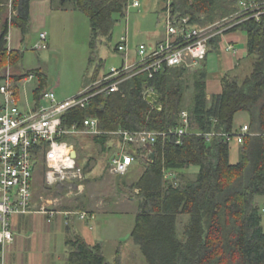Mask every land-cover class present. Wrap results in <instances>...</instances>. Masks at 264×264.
Returning <instances> with one entry per match:
<instances>
[{
    "label": "trees",
    "instance_id": "1",
    "mask_svg": "<svg viewBox=\"0 0 264 264\" xmlns=\"http://www.w3.org/2000/svg\"><path fill=\"white\" fill-rule=\"evenodd\" d=\"M244 3L253 5V9L245 10ZM69 5L90 21L87 72L93 70V74L86 85L89 86L105 73L99 45L103 40L112 41L114 28L126 19L131 0H60L58 9L66 10ZM172 8L173 13L189 17L191 24L199 28L239 16V23L226 35L247 33L248 57L253 61L251 74L243 80L224 75L222 92L209 98L208 57L193 70L169 68L152 78L141 73L121 83L117 92L96 94L85 107L68 109L62 115V127L65 131L73 127L81 130L85 120L98 119L102 133L90 137L111 159L123 142L115 134L119 131L166 134L150 147L128 146L135 162L143 167L138 179L127 185L131 200L138 201L131 239L147 264H264V228L258 203L264 197V0H172ZM258 13L261 14L256 18ZM11 28L21 30L24 43L30 32V0H0V80L23 59V51L9 48ZM221 40L217 36L210 41L208 56L221 55ZM115 50L119 53L117 45ZM30 74L39 81L34 91V105L39 108L48 91L46 77L39 70L10 76L18 97L17 83ZM190 88L192 104L185 107ZM149 92L161 96V109L147 102ZM241 112L249 115L250 125L239 161L231 164L234 120ZM183 113L188 114L187 126ZM182 128L187 130L185 135L174 134ZM78 136L63 135L59 140L72 142ZM74 147L80 153L78 142ZM150 150L156 154L154 162L147 160ZM37 162V167H44L38 154ZM78 164L87 180L93 170L90 160L84 164L78 160ZM193 167L199 172L190 177L187 172ZM181 216H189L184 239L178 234ZM66 245L67 264H111L101 243L93 246L75 234ZM113 264L121 262L116 259Z\"/></svg>",
    "mask_w": 264,
    "mask_h": 264
},
{
    "label": "rangeland",
    "instance_id": "2",
    "mask_svg": "<svg viewBox=\"0 0 264 264\" xmlns=\"http://www.w3.org/2000/svg\"><path fill=\"white\" fill-rule=\"evenodd\" d=\"M164 8L165 0H142L140 8H129L126 19L115 26L112 41L103 40L99 45V56L106 63L105 70L122 65V55L117 53L115 48L126 32L129 35L132 54L139 45H151L162 39ZM51 22L52 28L46 30L49 37L45 42L40 43L38 33L30 28L19 49L23 51V59L10 73L24 74L39 70L46 77L45 89L53 90L57 102H61L63 98L77 95L90 82L93 70L87 71L91 26L88 17L71 6L68 12H56ZM37 43L41 46H37ZM217 58L215 54H209L208 73H220ZM249 61L253 63L252 59ZM2 84L4 80H0V85ZM38 85V78L18 84L21 92L18 105L21 110H28L34 105V91ZM192 100L193 90L190 88L185 95V107L191 106ZM77 142L80 146V163L84 164L90 160V166L93 167L84 182L83 191L80 192L77 185L73 187L48 185L46 169L42 166L37 167L33 198L39 204L36 209L38 207L40 210L45 206L46 209L57 213L50 218L51 221H48L49 218L44 214L29 215L25 218L26 228L34 229L39 234H47L48 230L54 229L55 242L50 244L52 251L54 248L57 255L66 257V251H69L65 244L68 232L64 219L56 215L67 211H93L94 218L84 222L88 230L87 238L92 242L102 243L103 253L109 263L113 264L119 259L121 264H147L143 254L131 239L138 213V201L131 200L132 192L127 188L138 179L143 167L136 163L126 175H114L107 168L111 155L101 152V148L92 142V137L80 134L76 140L69 143L76 146ZM192 170L193 168L188 170L191 171V174L188 173L190 177H193ZM96 212L99 213L97 217ZM262 218L264 228V212ZM70 221L71 219L69 233L73 237L78 230L76 224ZM188 221L189 216L179 217L178 234L181 239H184V228ZM63 263V259L58 262Z\"/></svg>",
    "mask_w": 264,
    "mask_h": 264
},
{
    "label": "built area",
    "instance_id": "3",
    "mask_svg": "<svg viewBox=\"0 0 264 264\" xmlns=\"http://www.w3.org/2000/svg\"><path fill=\"white\" fill-rule=\"evenodd\" d=\"M245 10H252L253 5L243 4ZM132 8H140L141 0H131ZM164 33L160 41L151 45L141 44L135 51L134 59L130 57V39L126 32L117 44L118 52L122 55V65L113 67L100 79L87 86L81 95L64 102H57L55 92L47 91L43 95L39 108L31 107L21 110L18 105L15 86L7 72L4 84L0 86V246L2 248L15 240L11 220L15 216L32 213L34 198V176L37 168V154L46 169L45 177L48 185L52 187L77 185L83 191L86 175L79 166V153L69 142L59 139L63 135L101 134L98 119L84 121L83 129L73 127L65 131L62 127V115L70 108L85 107L90 98L99 93H114L119 91L120 84L129 78L148 73L152 78L169 68L185 67L189 70L197 68L208 57L209 43L221 37V45L226 37V31L237 25L239 16L231 17L217 25L199 28L191 24L189 17H181L173 13L172 0L165 2ZM261 13L256 14L259 18ZM41 41H46V34L41 35ZM223 51L236 53L233 42H225ZM36 78L30 74L20 82L27 83ZM18 82L17 85L20 83ZM149 92L147 95H149ZM185 126L188 124V114H182ZM248 126L242 128L234 141L243 143L244 136L248 134ZM186 128L177 130L174 134L183 136ZM123 138L119 149L113 155L109 171L114 175H126L135 163V157L128 151V146L150 147L159 136L155 132L131 133L119 131L115 133ZM178 144L180 141L177 142ZM77 152L73 158L72 152ZM166 177H170L167 173ZM39 213L53 217L57 212L42 206ZM66 216H78L81 220L93 219L95 215L84 211L65 212ZM0 264H4L3 257Z\"/></svg>",
    "mask_w": 264,
    "mask_h": 264
},
{
    "label": "crops",
    "instance_id": "4",
    "mask_svg": "<svg viewBox=\"0 0 264 264\" xmlns=\"http://www.w3.org/2000/svg\"><path fill=\"white\" fill-rule=\"evenodd\" d=\"M59 4H60V0H30V28L34 30L36 33H38L40 37V43L42 42L41 41L42 34H46V41L48 40L49 34L48 31L46 30L52 28L51 19L53 18L54 14L56 12H68L69 10L70 6H68L66 10L58 9ZM225 42L235 43L236 53H229L223 51L222 46L224 47ZM22 43H23V36L21 30L17 28H11L9 33L10 50L18 51L22 47ZM247 43H248V36L247 33L245 32H233L227 34L224 41L222 42V45L220 43L222 53L220 56L216 55L218 57L217 61L219 62L220 73L218 74L209 73V78L207 81V91L209 94V98L213 95H218L222 92L221 78L224 75L228 74L233 77H237L240 80H243L251 74L252 62L249 61L250 58L248 57ZM36 45L39 47L41 46L39 43H37ZM134 55L135 53L132 54V52H130L131 60L134 59ZM109 71L110 70H105L104 72L108 73ZM105 73H102V75H104ZM12 74L21 75L22 73L13 72ZM86 87H84V89ZM84 89L81 92H79L77 95L74 94L71 95V97L63 98V101L61 102L76 98L77 96L82 94ZM17 98H18L17 101L19 103L21 100L20 90ZM31 107H35V105ZM249 125H250V117L247 113L241 112L237 114L234 120L235 134L239 135L242 132V128L244 126H249ZM240 148H241L240 144H238L236 141L232 142L231 153H230L231 164L238 163L240 158ZM136 163L137 162L133 164L132 169ZM192 171H193L192 172L193 177H195L199 172V168L193 167ZM187 173L191 174V171H188ZM258 203L261 206L262 212H264V197H260L258 199ZM38 205L39 204L36 203L34 199L32 204V209H33L32 213L27 215H19L12 218L11 225L15 235V240L13 243L7 244L5 245L4 248H1L2 252L0 253L1 255L0 257L1 258L3 257L4 264H58V262L61 259L64 260L63 264H67L69 251H66V257L63 255L59 256L57 255V252H54V248L52 251V247L50 246V244L52 245L55 242L54 237L56 234H54L55 233L54 229L48 230L47 234H39L34 229L30 230L26 228L25 218L27 216L32 214H42L38 212V207L36 209V206ZM89 211L91 210L89 209ZM60 213H62L63 215L57 214L56 216H60L62 219H64L66 224L65 225L66 230L68 232V235L66 236L65 239V244L67 239L72 238V236L69 233L70 219H71L70 222H74L76 224V228L78 232H76L75 234L82 236L89 244L93 246L99 244L92 242L87 238L88 230L85 227L84 220H81L78 216H66L64 212H60ZM98 214L99 213L96 212V217ZM47 218H49L48 221H51L50 218L52 217L47 216Z\"/></svg>",
    "mask_w": 264,
    "mask_h": 264
},
{
    "label": "water",
    "instance_id": "5",
    "mask_svg": "<svg viewBox=\"0 0 264 264\" xmlns=\"http://www.w3.org/2000/svg\"><path fill=\"white\" fill-rule=\"evenodd\" d=\"M160 99H161V96L156 94V93H154V92H151L146 98L148 103H150V104H155L156 103L157 104V106H156L157 109H161V106L159 105ZM72 156H73V158L77 157V152L75 150L72 152ZM155 159H156L155 152L150 150L149 153L147 154V160H151V161L154 162Z\"/></svg>",
    "mask_w": 264,
    "mask_h": 264
}]
</instances>
